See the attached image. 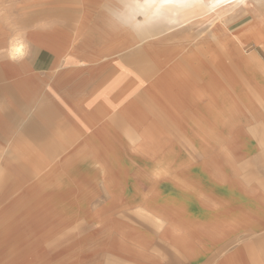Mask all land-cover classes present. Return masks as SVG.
<instances>
[{
  "label": "crops",
  "instance_id": "1",
  "mask_svg": "<svg viewBox=\"0 0 264 264\" xmlns=\"http://www.w3.org/2000/svg\"><path fill=\"white\" fill-rule=\"evenodd\" d=\"M207 1L212 25L221 24L214 35L264 46L263 4L228 16L223 2ZM52 3L44 0L43 14L30 9L27 58L18 39L3 49L0 28V134L12 131L16 144V93L35 102L38 91L22 130L51 128L44 144L59 140L61 192L76 191L72 202L93 231L75 264H264V52L230 59L207 36L197 50L164 36L132 49V15L120 0ZM128 54L148 60L144 81L125 65ZM102 106L105 126L70 129L85 125L87 107L95 115ZM28 201L31 213L44 209Z\"/></svg>",
  "mask_w": 264,
  "mask_h": 264
},
{
  "label": "rangeland",
  "instance_id": "2",
  "mask_svg": "<svg viewBox=\"0 0 264 264\" xmlns=\"http://www.w3.org/2000/svg\"><path fill=\"white\" fill-rule=\"evenodd\" d=\"M55 2L58 4L55 5ZM120 3L122 13L132 15L127 20V29L136 40L132 49L143 46V42L152 41V38L164 36L175 38V46L197 50L199 40L207 36L204 38L205 44L211 45L213 51H228L230 59L237 56L236 50L264 52L263 44L256 40L247 39L238 43L222 32L214 35V27L220 23L214 22L212 25L213 16L208 10L207 0H120ZM52 4L60 6L61 0H53ZM32 7H37L43 14L44 0H0V24L5 26L0 28L6 30L3 32L6 37L3 49L7 50L11 42L18 39L24 45V54L21 56L24 58L28 57L30 47L27 34L21 32L29 26L28 17ZM53 14L55 17L57 12L54 11ZM249 22L251 20L241 24L235 22L231 25L232 33L241 31ZM137 62L140 65L134 64ZM232 62L235 63L236 59ZM124 63L138 74L139 80L144 81L149 62L142 54L140 58L128 54ZM54 66L55 63L52 67ZM39 97L40 93L36 91L35 102L31 98L28 102L25 97L16 93V144L12 131L0 134V223H4L0 230V264H61V261L62 264H75L77 260L87 256L89 250L87 247L82 248L91 241L93 235V231L87 228L89 224L85 225L83 222L84 212L76 209V200L72 202L76 191L70 190L67 195L61 192L60 179L64 171L60 166L62 156L59 140L53 139L58 148H53V144L48 148L49 144H44L51 128L47 132H37L36 136L33 130H22L23 125L33 118L32 111L39 106ZM7 109L8 106L4 105L3 111ZM111 113H115V110ZM107 116L103 106L98 108L95 115L92 108L87 107L82 116L85 125L80 124V128L71 125L70 129H90L93 120L103 127L106 125L105 120H109ZM112 121L113 125H117L115 120ZM3 122L6 121L0 118V124ZM75 143L76 138L69 139V147L75 146ZM52 183L57 187H53ZM32 199L43 203L44 209L33 213L34 223L31 225L28 222L30 217L27 216L30 211L25 206ZM62 200L65 208L61 210ZM43 216L48 218L44 225L41 223ZM14 221L19 222L16 228ZM30 227L34 243L29 239L30 236H24ZM26 250L28 255L25 254Z\"/></svg>",
  "mask_w": 264,
  "mask_h": 264
},
{
  "label": "bare ground",
  "instance_id": "3",
  "mask_svg": "<svg viewBox=\"0 0 264 264\" xmlns=\"http://www.w3.org/2000/svg\"><path fill=\"white\" fill-rule=\"evenodd\" d=\"M211 1L213 3L223 2L224 3V5H223L224 10H223L222 13L225 14V15L227 14L228 16H231L239 8H244L247 11H249V10H251L252 7H258V6H261L262 4L264 5V0H211ZM251 34H253V32ZM13 51L15 52V54H16V52L18 53V52L22 51V46L14 44L13 45ZM25 208H26L27 211H30L29 205H26ZM30 212L27 214V216L30 217V220L28 222H29V224L31 223V225H32L34 223L33 213H30ZM5 222H7V221H5ZM14 222H15L14 223V228H16V225H18L19 222H16V221H14ZM46 222H47V219L45 217H42L41 223H43V225H44V224H46ZM2 226H4V225H2ZM31 227L28 228L27 231H26V234H24L25 238H28L30 236V234H31V231H33ZM29 239L32 240V236H30ZM34 240L35 239H33L31 242L34 243ZM25 254H27V255L29 254L28 250H26Z\"/></svg>",
  "mask_w": 264,
  "mask_h": 264
}]
</instances>
